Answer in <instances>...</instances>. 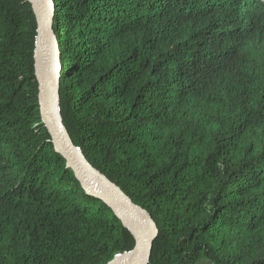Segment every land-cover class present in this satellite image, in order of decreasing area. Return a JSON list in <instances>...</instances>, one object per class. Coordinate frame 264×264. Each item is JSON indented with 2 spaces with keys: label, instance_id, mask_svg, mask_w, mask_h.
<instances>
[{
  "label": "trees",
  "instance_id": "trees-1",
  "mask_svg": "<svg viewBox=\"0 0 264 264\" xmlns=\"http://www.w3.org/2000/svg\"><path fill=\"white\" fill-rule=\"evenodd\" d=\"M60 115L158 229L149 264H264V0H52ZM28 0H0V264H109L135 238L42 120Z\"/></svg>",
  "mask_w": 264,
  "mask_h": 264
},
{
  "label": "water",
  "instance_id": "water-1",
  "mask_svg": "<svg viewBox=\"0 0 264 264\" xmlns=\"http://www.w3.org/2000/svg\"><path fill=\"white\" fill-rule=\"evenodd\" d=\"M32 6L38 24V48L36 52V77L39 84V105L42 120L46 125L57 153L66 161V168L71 170L82 189L90 196L103 201L114 214L122 220L126 217L133 223L136 240L134 249L116 257L109 264H149L153 244L158 236V229L150 214L135 205L115 185L94 170L86 161L81 151L74 145L66 131L60 109L55 108L51 98L50 83H58L62 71L60 49L53 30L55 6L52 0H28ZM123 222V220H122Z\"/></svg>",
  "mask_w": 264,
  "mask_h": 264
},
{
  "label": "bare ground",
  "instance_id": "bare-ground-1",
  "mask_svg": "<svg viewBox=\"0 0 264 264\" xmlns=\"http://www.w3.org/2000/svg\"><path fill=\"white\" fill-rule=\"evenodd\" d=\"M39 44V43H38ZM37 54H40V48L37 49ZM36 56V55H35ZM60 59H61V53H60ZM36 60V59H35ZM50 91H51V98H52V102L53 105L55 106L56 109H58L59 107V98H58V94H57V84L55 82H51L50 83ZM151 216V215H150ZM121 220V219H120ZM122 220L124 223L130 230H132L134 233L136 232L133 226V223L128 220L126 217L122 216ZM121 220V221H122ZM124 225V226H125ZM125 226V227H126ZM135 238V237H134ZM135 244H136V240H135Z\"/></svg>",
  "mask_w": 264,
  "mask_h": 264
},
{
  "label": "rangeland",
  "instance_id": "rangeland-1",
  "mask_svg": "<svg viewBox=\"0 0 264 264\" xmlns=\"http://www.w3.org/2000/svg\"><path fill=\"white\" fill-rule=\"evenodd\" d=\"M200 264H211L208 260L201 262Z\"/></svg>",
  "mask_w": 264,
  "mask_h": 264
}]
</instances>
